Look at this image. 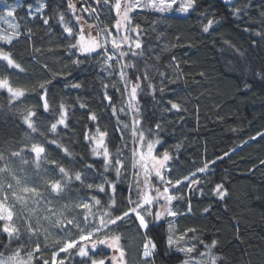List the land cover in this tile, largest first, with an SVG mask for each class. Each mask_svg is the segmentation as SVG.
<instances>
[{
    "label": "snow or ice",
    "instance_id": "snow-or-ice-1",
    "mask_svg": "<svg viewBox=\"0 0 264 264\" xmlns=\"http://www.w3.org/2000/svg\"><path fill=\"white\" fill-rule=\"evenodd\" d=\"M223 2L234 18L248 17L245 22L251 23L252 9L257 7L253 0ZM62 3H66V9H56L55 15L50 16L46 11L47 0H40L35 7L30 0L15 3L0 0V93H7L8 105L17 108L29 130L23 140L6 139L4 147H0V264H130L125 231L132 232L136 240L137 264H157L161 238L163 256L169 260L175 252L182 256L179 264H220L223 258L214 251L218 240L208 243L199 236L201 230L197 227L185 226L183 230L179 227V218L192 213L190 198L186 208L179 204L185 199L183 190L187 189L189 197L193 191L203 195V189L195 186L202 182L200 174L210 170L209 162L173 178V151L164 148V122H171L165 114L188 111L178 99L172 98V94L178 97L179 93L169 87L183 79L184 72L175 55L164 65L173 74L161 70V56L146 55V51H151L145 49L146 30L133 22L136 15L147 12L165 19L172 14L190 15L197 9V0H62ZM259 17L264 29V0L259 3ZM37 19L42 21L46 33L51 32L53 20L62 29L56 47L65 49L71 65L79 67L89 59L99 58L101 71L108 80L101 83L102 101L107 102L103 107L111 110L114 131L124 142L123 147L116 146L113 151L109 131L100 127L97 112L89 111L87 119L95 124V131L92 125H85L83 141L92 161H100L99 167L83 156V163L77 167L73 149L56 139L61 127L71 130L70 106L63 99L54 104L49 86L57 78H63L67 88L83 87L80 82L67 81L71 75L68 64L54 69L41 63L47 75L34 81L21 82L16 75L27 73L12 51L22 36L33 53L43 52L35 47L33 29L27 26ZM22 20L25 30H22ZM215 23L218 21L214 17L207 19L201 25L202 32L209 33ZM255 35L264 39V30ZM163 36L164 33H159L157 41ZM179 41L177 36L176 42L164 44L161 52L181 46ZM47 50L53 52L54 48ZM150 58L155 63H148ZM33 59L39 58L34 55ZM198 75L203 77L204 73ZM259 75L264 79V73ZM244 87L247 89L250 85L245 83ZM109 88L119 93V106ZM32 93H38L43 113L52 116L47 130L37 126L36 106L19 107ZM142 97H151L152 116L156 111L161 113L157 119L145 115ZM193 98L199 100V96ZM78 103L80 109L88 107L82 101ZM196 112L198 115V105ZM126 136L133 145L130 165L125 153ZM258 138L264 140V132L249 139ZM49 145L55 147L49 148ZM181 147L176 144L174 150L178 152ZM55 150L59 153L54 156ZM259 164L264 166V159ZM125 183L126 193L121 187ZM213 194L224 199L227 192L223 184H216ZM122 201H126L123 206ZM203 211L207 213L209 209ZM160 264H169V261L161 259Z\"/></svg>",
    "mask_w": 264,
    "mask_h": 264
},
{
    "label": "trees",
    "instance_id": "trees-1",
    "mask_svg": "<svg viewBox=\"0 0 264 264\" xmlns=\"http://www.w3.org/2000/svg\"><path fill=\"white\" fill-rule=\"evenodd\" d=\"M8 2L15 3L17 0ZM30 2L35 7L40 0ZM47 3L49 8L46 11L50 16L55 15L56 9H66V3H62V0H47ZM233 3H237V0H233ZM253 3L257 7L252 9L251 23L245 22L249 20L248 17L242 20L234 18L223 0H197L196 11L186 17L172 14L165 19L159 14L147 12L136 15L133 21L146 30L143 37L145 49H151L146 51V55L154 57L159 54L162 60L161 70H167L170 75L173 74L172 70L164 69V65L175 55L184 72L183 79L169 87L179 93L178 97L172 94V98L178 99L188 111L165 114L171 122H164V148L173 151V178L202 167L205 161L209 162L210 170L206 174H200L202 182L195 186L203 189V195L199 191H193L189 197L187 189L183 190L185 199L179 204L186 208L190 198L192 213L179 218V227L181 230L185 226L197 227L201 230L199 236L208 243L213 239L218 240L214 251L223 258L220 264H264V166L259 164L264 159V140L249 139L258 132H264V79L259 75L264 73V39L255 35V32L264 29L259 24L260 0H253ZM23 14V11L19 13L21 16ZM213 17L218 23L213 25L209 33H203L201 25ZM20 23L22 30H25V21ZM51 23L52 30L46 33L42 21L37 19L28 22L27 26L32 27L34 32L32 40L35 47L41 48L43 52L33 53L26 37L22 36L20 43L12 51L16 60L27 69V73L16 75L21 78V82L34 81L47 75L41 63H47L54 69L68 64L71 75L67 76V81L80 82L83 87L67 88L63 78H57L49 86L54 104L63 99L70 106L71 130L61 127L56 139L73 149L77 167L83 163L82 156L99 167L100 161H92L83 141L85 125H92V130L95 131V124L87 119L89 111L97 112L100 127L109 131L111 149L115 151L116 146H124L119 138L120 134L114 131L116 125L111 110L103 107L107 102L102 101L101 83L108 80L101 71L99 58L89 59L79 67L71 65L65 49L56 47L61 40L62 29L55 20ZM245 27H250L251 30L245 32ZM161 32L164 36L158 42L156 37ZM177 36L180 37L181 46L161 52V47L166 43H175ZM49 47L54 48V51L49 52ZM234 49L243 55H238ZM34 55L39 59L34 60ZM148 63L155 61L150 58ZM200 72L204 73L203 77L198 75ZM245 83L250 87L245 89ZM108 91L119 106V93L111 88ZM159 95L157 92L158 97ZM166 95L169 93L166 92ZM195 96H199V100L194 99ZM78 100L88 107L80 109ZM185 100L190 102L185 103ZM141 104L145 115L152 119L161 115L156 111V115L152 116L151 97H142ZM25 106H36L38 116L34 119L37 126L47 130L52 116L43 113L38 93L30 94L25 104L19 105L20 108ZM181 116L183 119L179 118ZM123 119L128 120L129 117ZM28 131L17 108L8 105L7 93H0V147H4L6 139H11L12 142L23 140ZM126 140L128 143L125 153L130 165L133 145L129 137L126 136ZM244 141L248 143L245 144ZM176 144L182 145L178 152L174 150ZM57 153L59 150H55L53 155ZM225 153H230V156H224ZM218 157L224 158L217 159ZM212 161H216L215 164ZM250 169L254 170L249 171ZM216 184H223L227 192L224 199L213 194ZM121 187L126 193L127 183ZM124 203L126 201L121 202L122 206ZM204 208L209 211L204 213ZM124 235V242L129 247L130 264H137L138 246L133 233L125 231ZM158 242L161 245V256L157 264H160L161 259L168 260L169 264H179L181 254L173 252L169 260L163 256V239Z\"/></svg>",
    "mask_w": 264,
    "mask_h": 264
},
{
    "label": "rangeland",
    "instance_id": "rangeland-1",
    "mask_svg": "<svg viewBox=\"0 0 264 264\" xmlns=\"http://www.w3.org/2000/svg\"><path fill=\"white\" fill-rule=\"evenodd\" d=\"M175 15V14H174ZM177 16H179V15H177ZM179 17H186V16H179ZM6 26V25H5Z\"/></svg>",
    "mask_w": 264,
    "mask_h": 264
}]
</instances>
